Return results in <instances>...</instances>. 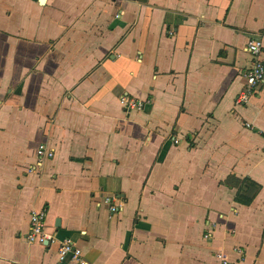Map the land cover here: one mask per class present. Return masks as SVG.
<instances>
[{"label":"crops","instance_id":"0c3cea01","mask_svg":"<svg viewBox=\"0 0 264 264\" xmlns=\"http://www.w3.org/2000/svg\"><path fill=\"white\" fill-rule=\"evenodd\" d=\"M255 36L264 61V0H0V264H78L63 238L85 264H264V81L234 101Z\"/></svg>","mask_w":264,"mask_h":264},{"label":"built area","instance_id":"2783aa9c","mask_svg":"<svg viewBox=\"0 0 264 264\" xmlns=\"http://www.w3.org/2000/svg\"><path fill=\"white\" fill-rule=\"evenodd\" d=\"M118 16L119 13L115 14V17ZM168 34L171 35L172 31H168ZM245 50L250 56V66L243 74L242 89L237 93L234 99L236 104H245L254 94L257 86L264 81V61L262 59L263 45L260 37L255 36L248 38L245 43ZM118 104L124 112H129L131 110H142L146 101L121 94L118 97ZM173 142L176 143L177 139L173 138ZM34 154L35 163L28 167L27 172H35L42 162L51 159L53 157V150L45 143H39L36 146ZM102 201L111 214L118 212L120 203H115L112 197L105 196ZM45 227V210H31L28 216V227L25 240L29 243H37L43 246L55 242L56 240L53 234L46 232ZM202 239L205 241L210 239L208 231L202 233ZM56 257L59 262L68 259L78 264H85L79 248L75 246L69 238H63L57 241ZM222 264H226V262L222 261Z\"/></svg>","mask_w":264,"mask_h":264},{"label":"trees","instance_id":"16d2710c","mask_svg":"<svg viewBox=\"0 0 264 264\" xmlns=\"http://www.w3.org/2000/svg\"><path fill=\"white\" fill-rule=\"evenodd\" d=\"M223 184L235 188L233 201L242 205L249 204L260 188L259 184L248 177L237 178L233 175H228Z\"/></svg>","mask_w":264,"mask_h":264}]
</instances>
